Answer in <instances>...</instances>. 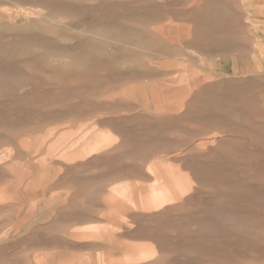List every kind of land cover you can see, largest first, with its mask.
Returning <instances> with one entry per match:
<instances>
[{"label": "rangeland", "instance_id": "374dc122", "mask_svg": "<svg viewBox=\"0 0 264 264\" xmlns=\"http://www.w3.org/2000/svg\"><path fill=\"white\" fill-rule=\"evenodd\" d=\"M195 21L0 0V264H264V78Z\"/></svg>", "mask_w": 264, "mask_h": 264}, {"label": "crops", "instance_id": "0c3cea01", "mask_svg": "<svg viewBox=\"0 0 264 264\" xmlns=\"http://www.w3.org/2000/svg\"><path fill=\"white\" fill-rule=\"evenodd\" d=\"M197 14L202 23L195 21L194 30L204 44L218 42L214 51L229 52L235 67L264 78V0H197Z\"/></svg>", "mask_w": 264, "mask_h": 264}]
</instances>
